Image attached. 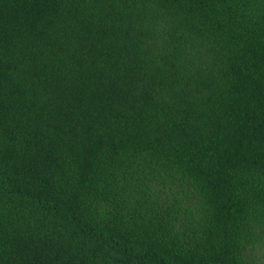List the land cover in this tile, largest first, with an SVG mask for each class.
Wrapping results in <instances>:
<instances>
[{
  "label": "trees",
  "instance_id": "16d2710c",
  "mask_svg": "<svg viewBox=\"0 0 264 264\" xmlns=\"http://www.w3.org/2000/svg\"><path fill=\"white\" fill-rule=\"evenodd\" d=\"M0 264H264V0H0Z\"/></svg>",
  "mask_w": 264,
  "mask_h": 264
}]
</instances>
